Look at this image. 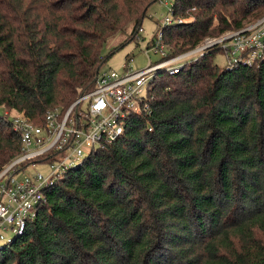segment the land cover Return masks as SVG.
I'll return each mask as SVG.
<instances>
[{
	"label": "trees",
	"instance_id": "trees-1",
	"mask_svg": "<svg viewBox=\"0 0 264 264\" xmlns=\"http://www.w3.org/2000/svg\"><path fill=\"white\" fill-rule=\"evenodd\" d=\"M157 1L0 0V169L21 149L11 117L42 124L90 92ZM173 9L187 20L163 29L170 56L259 20L264 0ZM215 54L158 72L152 114L131 116L115 143L51 185L0 264H264V64L230 69Z\"/></svg>",
	"mask_w": 264,
	"mask_h": 264
},
{
	"label": "built area",
	"instance_id": "built-area-1",
	"mask_svg": "<svg viewBox=\"0 0 264 264\" xmlns=\"http://www.w3.org/2000/svg\"><path fill=\"white\" fill-rule=\"evenodd\" d=\"M184 20L187 19L177 16L172 6L147 46L149 52L160 56L154 64L134 71L129 66L133 60L130 57L121 71L101 68L90 92L65 110L49 109L42 124L23 114L11 117L14 130L21 135V149L14 160L0 169V241L10 243L22 235L28 222L35 218L38 206L46 201V190L91 155L115 143L124 134L131 116L152 114L150 90L158 72L179 74L212 49L216 54H225V67L230 69L264 64V16L170 56L163 29ZM38 165L46 169L36 170Z\"/></svg>",
	"mask_w": 264,
	"mask_h": 264
},
{
	"label": "rangeland",
	"instance_id": "rangeland-1",
	"mask_svg": "<svg viewBox=\"0 0 264 264\" xmlns=\"http://www.w3.org/2000/svg\"><path fill=\"white\" fill-rule=\"evenodd\" d=\"M174 0H159L154 3L148 10V14L143 22L142 30L139 37L136 40L130 41L122 49L116 51L112 57L103 66L105 69H115L121 71L127 60L133 57V60L129 62V66L132 67L134 71L146 68L149 63H153L160 60L159 54H155L153 51L147 49L149 42L153 39L154 35L158 32L160 26L164 22L166 16L170 13V9L173 6ZM131 32L128 28L125 32L119 33L114 37L104 49V54L108 55L112 50H114L121 42H123ZM214 62L225 67L227 64V59L224 53H217ZM7 111L4 109V112ZM0 112L3 109L0 108ZM36 170H45V166H36ZM14 236V235H12ZM4 241H0V246L4 245Z\"/></svg>",
	"mask_w": 264,
	"mask_h": 264
}]
</instances>
